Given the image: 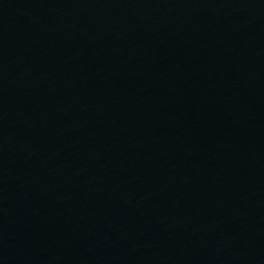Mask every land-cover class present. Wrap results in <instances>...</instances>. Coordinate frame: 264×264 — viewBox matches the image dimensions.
Wrapping results in <instances>:
<instances>
[{
	"label": "water",
	"instance_id": "obj_1",
	"mask_svg": "<svg viewBox=\"0 0 264 264\" xmlns=\"http://www.w3.org/2000/svg\"><path fill=\"white\" fill-rule=\"evenodd\" d=\"M0 264H264V0H0Z\"/></svg>",
	"mask_w": 264,
	"mask_h": 264
}]
</instances>
